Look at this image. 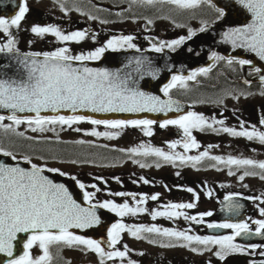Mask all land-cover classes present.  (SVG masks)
<instances>
[{"label":"flooded vegetation","instance_id":"flooded-vegetation-1","mask_svg":"<svg viewBox=\"0 0 264 264\" xmlns=\"http://www.w3.org/2000/svg\"><path fill=\"white\" fill-rule=\"evenodd\" d=\"M26 2L29 11L25 19L19 28L12 29L20 54L51 52L61 47H68L71 54L78 55L104 46L113 37L132 35L134 37L132 42L137 45L136 48L125 46L117 50L106 49L102 57L112 51H155L152 48L154 43L159 46L161 41L168 43L185 37L184 43L175 50L165 47L163 51L171 53L183 51L191 58L199 60V63L191 66L189 71L173 73L159 88L164 99L169 100L170 97L180 105V111L175 110L174 104L168 117L141 118L158 122L153 125L152 136L144 135L140 128L128 127L119 130L121 134L111 139L104 136L96 137L88 133L93 129L102 132L110 129L83 121L70 128L60 126L62 131L72 132V138L56 137L58 140L53 142L54 145L49 150L48 140L30 139L33 138V131L27 124H22L17 129V132H24V136L5 133L0 129V144L16 154L17 160L24 161L22 157L27 155L30 159L34 156L41 157L42 162L45 159H55L64 164L63 168L56 167V169H60V174L64 173L63 175L72 180L79 192L81 202L86 207L112 200L117 204L127 202L132 207L147 209L135 216L121 217L110 209L97 207L95 211L101 223L91 227L89 236L82 235L100 241L105 251L115 249L124 251V246L127 245L126 256L102 258L97 252L87 250L84 246L70 248L61 245L51 249L53 254L51 264H101L102 259L103 264H129V261L134 264H262L264 256L260 253L264 252V235L255 234L257 225L252 223L264 219L260 211L264 208V179H261L259 174L245 176L241 180L239 177L243 175L245 169L226 166L208 158L193 165L181 163L179 160L165 162L155 156L146 157L121 151L143 143L162 148L166 152L184 153L182 144H178L175 149L168 147L172 141L183 140L182 129L175 125L162 129L159 123L167 119H177L188 111H195L205 115L210 122L215 119L224 123L223 125L214 123L213 126L217 131L193 130L200 147L190 149L186 155L195 156L208 150L210 156L226 158L232 155L257 161L264 160V144L258 140L250 141L246 137H234L219 130L222 127L240 130V125L243 124L249 130L255 126L264 131V124H261V120H264V83L259 79L261 73L254 71L259 67L253 63L240 65L238 61L243 58L227 56L221 50L212 48L210 39L203 38L201 33L204 31L200 29L205 27V22L209 28L222 21L216 19L214 8L209 4H203L195 10H181L167 3L147 6L133 3L132 0H26ZM19 3L20 0H0V16L6 18L13 16L18 11ZM149 20L152 23H149ZM49 24L57 25L65 32L86 30L88 35L79 43L61 42L51 34L39 37L30 31L33 25ZM189 29L195 32L191 39H187ZM0 42H7L3 33H0ZM213 53L224 59L213 58ZM230 58L234 61L231 64L228 63ZM201 68H207L209 71L199 73L198 70ZM192 73H197L196 78L188 80L186 88H172L168 95L164 94L165 85L171 82L174 75L188 77ZM5 123L11 122L5 120ZM77 128L80 131H76ZM73 160L76 163H72ZM141 164L145 167H141ZM213 164L216 167H212ZM37 165L51 168L46 162ZM230 170L233 175H229ZM255 171L260 172L259 169ZM73 177L84 183L85 188L81 189ZM141 178L149 182L144 183ZM93 184L96 188L91 187ZM187 188L194 189V193L188 192ZM85 191L96 193L90 202L84 199ZM117 192L125 195L116 196ZM157 194V200L150 199L152 195ZM229 195L233 196L234 202L241 205L236 213L229 212L225 207L228 201L224 198ZM142 196L148 199L143 204H138ZM256 197L260 199H255ZM189 202L195 203L196 206L191 209H179L178 211L185 213L184 216L172 219L166 216L152 218L153 211H165L169 203ZM203 212H211L212 215L201 218L199 214ZM192 216H196L201 222L197 223L186 218ZM118 222L133 228L154 224L161 229L169 228L199 236L233 234L232 229L209 228V224L248 222L253 234L237 237L234 242L245 250L230 253L221 260L215 255L219 250L215 245L205 250L195 242L189 243L182 238H169L149 233H141L142 238L137 239L128 231H124L115 249L109 248L108 229ZM251 245L257 247L253 250ZM192 247H197L199 250L193 252ZM31 254L34 257L39 256L42 250L34 247Z\"/></svg>","mask_w":264,"mask_h":264},{"label":"snow or ice","instance_id":"snow-or-ice-1","mask_svg":"<svg viewBox=\"0 0 264 264\" xmlns=\"http://www.w3.org/2000/svg\"><path fill=\"white\" fill-rule=\"evenodd\" d=\"M133 3L154 6L158 3H167L181 10H195L203 4H209L216 12V19L221 20L225 17V8L216 7L212 0H132ZM237 2L251 15L250 22L229 28L224 33L226 42H230L234 47L246 48L247 50L259 55L264 60V0H237ZM227 7V5H225ZM29 11L26 0H20L18 11L11 17L6 18L0 16V33L5 34L6 43L0 42V53H8L17 56V63L25 71L26 76L22 79L6 77L7 65H0V109L9 110L7 116L0 114V129L5 133H15L24 136V132H17L22 124H27L31 131L45 132L54 131L56 125L71 127L79 122L88 121L93 125H103L109 131H97L93 129L90 133L96 137L114 138L121 133L119 130L128 127L140 128L144 135H153V125L158 122L152 119H96L91 116L77 114L81 110H88L93 113H140V112H164L172 111L175 104V110L180 111V105L171 100H161L159 96L149 95L136 87V80L132 72L121 73L120 70H109L107 68L97 69L86 66L84 62L95 61L101 59L106 49L117 50L120 48H136L133 43L132 35H121L113 37L107 43L94 51L81 53L78 55L71 54L68 47H61L51 52L20 54L17 47L16 38L12 34L13 28H19L21 22L25 19ZM95 19V17H92ZM149 23H152L149 20ZM205 27L200 31H205ZM30 31L43 37L46 34L53 35L61 42H82L88 35L85 31L65 32L54 24L49 25H33ZM195 35L192 29H189L187 39ZM185 37L178 40L165 43L161 41L159 46L152 44V48L156 52H161L165 47L175 50L179 45L183 44ZM31 43V42H30ZM213 58L220 60L224 57L212 54ZM42 57V58H40ZM75 62H80V66H76ZM233 59H228V63H233ZM129 63H132L131 61ZM240 65H249L252 62L246 59L238 61ZM135 72L139 73L142 69H146L147 74L153 75V71L148 67L149 61L142 58L135 60ZM209 69L201 68L199 73H207ZM255 73H259L260 69L256 68ZM197 73H192L188 77L173 76L169 84L165 85L163 92L168 95L172 88L187 87L188 80H194ZM259 79L264 83V75H260ZM61 110H68L71 115L61 114ZM42 111H51L55 115H41ZM17 113H34L35 115H18ZM5 120L11 123H5ZM214 123L223 125V121H209L205 115L195 111H188L186 114L179 116L177 119H167L159 123V127L166 129L170 125L178 126L183 131V140H175L168 144L170 149H175L178 144H182L184 153L164 151L162 148L153 147L151 145L140 144L127 150L131 154H141L143 156H155L163 159L165 162H175L179 160L181 163H191L195 165L203 161L205 158L222 163L226 166H235L245 169L243 175L239 178L243 180L245 176L260 175L264 179V160L257 161L251 158H238L232 155L225 157L211 155L208 150L200 152L199 155L191 156L186 153L193 148H199L193 130L199 131H217L213 126ZM264 124V120H261ZM234 137H246L248 140H258L264 144V131L257 129L255 126L251 130L240 125V130L232 127H222L219 129ZM80 131V129H76ZM37 139V138H30ZM46 139V138H45ZM78 143H85L78 141ZM211 147V146H210ZM0 154L10 157L13 161L17 160V155L7 150L0 144ZM22 159L26 161L30 168L17 165H10L0 161V253L6 254L10 259L6 264H51L53 254L51 249L61 245L65 247H80L97 252L102 258L107 257H124L127 255V245L125 250L115 249V245L120 242V235L124 231H128L137 239L142 238L141 233L157 234L165 237L182 238L189 243L195 242L202 246L203 249H209V246L215 245L218 251L215 255L221 260L234 252L244 251L241 245L235 243L237 237H247L252 235V229L248 222L241 223H222L209 224V228H225L232 229L233 234L227 236H199L189 235L185 231H174L169 228H159L156 225L139 227H131L124 223H114L108 229V246L113 251H105L101 246V242L85 238L82 235L75 234L72 229H87L101 223L100 217L97 215L95 208L110 209L119 216L126 215L135 216L138 213L145 212L147 209L143 207H132L127 202L117 204L112 200H106L103 203L90 204L89 207H82L77 203L69 193L64 184L54 183L44 174L48 172H60V169L47 168L46 166H38L33 163L27 156ZM138 162V161H137ZM72 163H76L75 160ZM145 167L144 164L140 165ZM157 163V167H159ZM212 167H216L215 164ZM259 169L257 173L255 170ZM62 175L64 173H61ZM234 173L230 170L229 175ZM81 189L85 188V184L73 177ZM144 183L149 181L141 178ZM91 187L96 188L93 184ZM190 193H194V189H186ZM99 191V189H97ZM95 192H84L85 201H91L95 196ZM211 195V193H208ZM116 196H123L125 193L117 192ZM148 197L142 196L138 204H143ZM151 200L158 199L157 195H152ZM198 199V196H197ZM225 205L229 212L236 213L241 205L233 201V196H225ZM255 199H260L256 197ZM195 203H169L165 211H153L152 218L168 217L172 219L177 216H184L185 213L178 211L179 209L194 208ZM264 215V208L260 209ZM200 217L211 216V212H203ZM191 220H197L196 216L186 217ZM257 225L255 234L264 235V219L252 221ZM18 234H28L26 240L23 241V254L16 257L13 255L14 242L17 241ZM38 247L42 250L39 256H32L31 250ZM253 250L257 245L250 246ZM193 252L198 251L197 247H192ZM264 256V252L260 253ZM103 264V259L101 260ZM129 264L134 262L129 261ZM264 264V262H262Z\"/></svg>","mask_w":264,"mask_h":264},{"label":"water","instance_id":"water-1","mask_svg":"<svg viewBox=\"0 0 264 264\" xmlns=\"http://www.w3.org/2000/svg\"><path fill=\"white\" fill-rule=\"evenodd\" d=\"M217 7L225 8V17L215 27L207 28L203 33L204 39H210V46L216 50H221L222 53L227 56L240 57L249 59L253 65L259 67L261 75H264V60H261L259 55L247 50L246 48L234 47L230 42H226L224 39V33L232 27L242 26L250 22L251 15L237 2V0H212ZM227 5V7H225ZM201 37V36H200ZM42 58V57H40ZM142 58L145 61H149L148 67L152 69L153 75L147 74L146 69H142L141 72L136 73L135 60ZM17 56L12 54L3 55L0 54V65H7L6 77L22 79L25 78L26 73L22 67L17 63ZM132 63H129V62ZM86 66L115 71L120 70L121 73L132 72L133 77L136 80V87L139 90L154 96H159L161 100L166 101L160 96L159 88L164 85L170 78L172 73H183L190 70L191 66H195L199 63V60L191 58L188 54L183 51L176 53L161 52L157 53L154 51H114L108 55L95 61L84 62ZM76 66H80V62H75ZM158 113L163 112H140V113H93L88 110H81L77 114L91 116L96 119H117V118H143V117H158ZM0 114L8 115L9 110L0 109ZM18 115H35L34 113H17ZM63 115H71L72 113L68 110H61ZM41 115H55L51 111H42ZM168 114H163L160 117H167ZM0 161L8 163L10 165H17L25 168H30V165L25 161H13L10 157L0 154ZM49 179L53 180L54 183L64 184L68 188L69 193L77 203L81 204L82 207H86L81 202L79 192L73 184L70 178H67L59 173L55 172H44ZM73 232L89 236L91 228L87 229H72ZM28 234H18L17 241L14 242L13 255L18 257L23 253V241L26 240ZM10 259L6 254L0 253V264H6L7 260Z\"/></svg>","mask_w":264,"mask_h":264},{"label":"rangeland","instance_id":"rangeland-1","mask_svg":"<svg viewBox=\"0 0 264 264\" xmlns=\"http://www.w3.org/2000/svg\"><path fill=\"white\" fill-rule=\"evenodd\" d=\"M54 127H55L54 131H45V132L36 131V132H33V138H37V139H33V141L34 140H41L42 138L44 140H50L51 141V142H49V147H50L49 150H50L51 146L54 145V143H53V141L51 139H55L56 137H59V138H72V135H71L72 132L70 133L67 130L62 131L60 129V125H56ZM68 128H70V127H68ZM34 149H35V146H34ZM31 159H32V162L35 163V164H43L44 162H46V164H48L49 167H51V168H56V167L57 168H63L64 167V164H62L59 161H55V159H45L44 162L41 161L42 160L41 157H35L34 156Z\"/></svg>","mask_w":264,"mask_h":264}]
</instances>
